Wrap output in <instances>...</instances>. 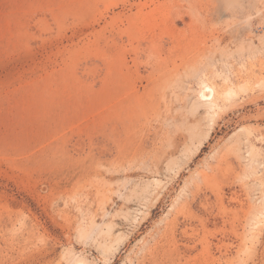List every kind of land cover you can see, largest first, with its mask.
<instances>
[{"label": "rangeland", "instance_id": "obj_1", "mask_svg": "<svg viewBox=\"0 0 264 264\" xmlns=\"http://www.w3.org/2000/svg\"><path fill=\"white\" fill-rule=\"evenodd\" d=\"M240 1L0 0V264H264V0Z\"/></svg>", "mask_w": 264, "mask_h": 264}, {"label": "bare ground", "instance_id": "obj_2", "mask_svg": "<svg viewBox=\"0 0 264 264\" xmlns=\"http://www.w3.org/2000/svg\"><path fill=\"white\" fill-rule=\"evenodd\" d=\"M252 2V1H251ZM261 2V4H262V1H260ZM227 3H229L230 4V6L233 8V7H239V8H241L242 7V2L240 1V0H230V2H227ZM263 3H264V1H263ZM260 4V3H259ZM258 4V5H259ZM247 5V4H246ZM257 5V4H256ZM262 5H264V4H262ZM247 6H249V5H247ZM261 6V5H260ZM260 6H259V10H262V7H264V6H262L261 7V9H260ZM252 7H254V6H252ZM251 7V8H252ZM231 8V9H232ZM239 8H237V9H239ZM243 9H244V7H242ZM246 8V7H245ZM258 8V7H257ZM243 9H241V10H243ZM247 9V8H246ZM230 10V9H229ZM228 10V11H229ZM258 9H257V11H259ZM222 11V10H221ZM221 11H220V13H221ZM227 11V12H228ZM233 11H235V10H233ZM232 11V12H233ZM247 11V10H246ZM223 12V11H222ZM227 12H226V14H227ZM230 12H231V10H230ZM249 12V11H248ZM260 12V11H259ZM258 12V13H259ZM225 13V12H224ZM224 13H222L221 14V16H223V14ZM236 13V12H235ZM263 13V12H262ZM240 14H242V13H240ZM239 14V15H240ZM228 15V14H227ZM235 15V14H234ZM226 16V15H225ZM255 16V15H254ZM257 16V15H256ZM251 17H253V16H251V13H246V14H244L243 16H241V17H238V16H235V21H236V23L237 22H239V23H244V24H249L250 23V19H251ZM230 18H231V13H230ZM259 19V18H258ZM218 20V19H217ZM231 23V22H230ZM260 23V22H259ZM263 25H264V22L262 23ZM227 25V24H226ZM256 25V24H255ZM260 25V24H259ZM234 26H238V25H234ZM233 26V27H234ZM228 27V26H227ZM226 27V28H227ZM231 28V27H230ZM229 28V29H230ZM252 28V27H251ZM250 28V29H251ZM261 28V27H260ZM228 29V28H227ZM257 29V28H256ZM262 29V28H261ZM263 29H264V26H263ZM262 29V30H263ZM235 30H236V28H235ZM228 31V30H227ZM231 31V30H230ZM232 31H233V29H232ZM250 31H252V29L250 30ZM256 31V30H255ZM233 32H235V31H233ZM237 32V31H236ZM232 33V32H231ZM248 33H249V30H248ZM228 34V33H227ZM245 34V33H244ZM237 35V34H236ZM252 35V34H251ZM233 36V35H232ZM256 36V35H255ZM257 37V36H256ZM252 38V37H251ZM234 39H236L235 37H234ZM245 40V39H244ZM249 40V41H248ZM247 41H248V44H249V46H251V47H253V45H254V42L249 38ZM231 41V40H230ZM234 41H236V40H234ZM238 42V41H237ZM246 42V41H245ZM258 42L259 43H261V44H264V31L261 33V34H259L258 35ZM236 43V42H235ZM243 45V44H242ZM241 46V45H240ZM256 46V45H255ZM264 45H262V47H263ZM244 47V46H243ZM247 48V47H246ZM245 49V48H244ZM263 49H264V47H263ZM251 50V49H250ZM253 50H255V49H253ZM263 51V50H262ZM249 52H251V51H249ZM248 52V53H249ZM239 54H240V52H238ZM226 54V53H225ZM228 54V53H227ZM233 54V53H232ZM253 54V53H252ZM241 55V54H240ZM247 55V54H246ZM248 55H251L250 53L248 54ZM231 56V55H230ZM236 57H237V55H235ZM241 57H242V55H241ZM194 72H195V70H194ZM199 72V71H198ZM198 72H195L194 73V76L196 75V73H198ZM198 75V74H197ZM200 76V75H199ZM203 76V75H202ZM201 77V76H200ZM197 78H198V76H197ZM201 79H202V77H201ZM199 79H197V81H198ZM200 83H198V84H200L199 85V87H198V89L197 90H195L196 92H195V98H194V100L191 102V105L189 106L188 105V108L190 109V112H195L196 110H198V108L199 107H203L204 106V108H206L207 110H206V112L208 113L211 109H213V107H214V105H215V97H214V89L209 85V84H207V83H205V81H202V80H200L199 81ZM185 83L186 82H184L183 84H184V86H185ZM181 84V83H180ZM182 85V84H181ZM178 86V85H177ZM180 86V85H179ZM184 86H183V90H184ZM188 86V85H187ZM176 88V87H175ZM187 88V87H186ZM177 89V88H176ZM180 89V88H179ZM188 89V88H187ZM190 90V89H189ZM191 91H194V89L192 90V88H191ZM228 94H231L232 95V89H229V91H227L226 92V95H228ZM234 94V93H233ZM230 95V96H231ZM192 99V98H191ZM201 107V108H202ZM209 116V115H208ZM211 117V116H210ZM211 120V119H210ZM167 121V120H166ZM192 124H193V122H192ZM177 127H178V125H177ZM196 127H197V125L196 124H193V125H191L190 124V126L187 128V130L188 131H186V128H185V131L188 133V138L190 139L191 137H193L195 134H196V132H195V129H196ZM195 132V133H194ZM197 135H198V133H197ZM196 136V135H195ZM189 139H187V140H189ZM193 139V138H192ZM190 142H192L191 141V139H190ZM194 142V141H193ZM182 144V143H181ZM184 144H186L185 146H184V150H188L190 147L188 146V144L187 143H184ZM183 144V145H184ZM182 148V147H181ZM171 157V156H170ZM173 157V156H172ZM169 158V157H168ZM242 158H243V160H246V164H245V166H246V168L247 169H250L251 168V166H252V162H250L249 160H247L246 158H245V156H242ZM176 159V158H175ZM168 160V159H167ZM170 161V160H169ZM173 162H176V161H173ZM165 163V162H164ZM166 163H167V161H166ZM168 166V165H167ZM169 167V166H168ZM150 182V181H149ZM148 187V183L146 182L142 187H140V191L139 192H144L145 193V189ZM134 191V190H133ZM146 193H147V191H146ZM139 194V193H138ZM143 195V194H142ZM137 197V196H136ZM254 198V197H253ZM255 213H256V215L257 216H263L264 217V201L261 203V204H258L256 207H255ZM257 216H255V217H257ZM112 243V242H111ZM116 243V242H115ZM104 245V244H103ZM113 245V244H112ZM111 245V246H112ZM109 246V245H108ZM108 250H109V248H108ZM81 258V257H80ZM82 259V258H81ZM75 261H76V259H75ZM76 263H78V262H76ZM80 264H82V263H80ZM83 264H85V263H83Z\"/></svg>", "mask_w": 264, "mask_h": 264}]
</instances>
